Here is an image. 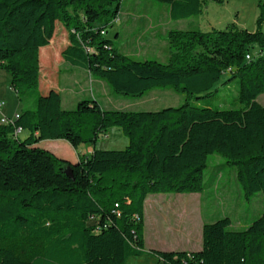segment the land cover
<instances>
[{
  "label": "trees",
  "instance_id": "1",
  "mask_svg": "<svg viewBox=\"0 0 264 264\" xmlns=\"http://www.w3.org/2000/svg\"><path fill=\"white\" fill-rule=\"evenodd\" d=\"M123 1L0 0V70L22 104L35 96L13 125L0 124V264H127L145 254L157 264H264V213L242 231L229 217L205 224L199 252L146 253L143 240L145 198L203 193L213 154L234 168L246 197L264 195V106L256 101L264 94V0L257 3L255 32L235 24L168 32L167 63L136 61L106 38ZM155 1L170 7L173 21L197 18L206 2ZM57 23L67 31L63 60L114 93L143 97L171 89L188 102L126 112L92 99L67 110L59 92L41 95L40 49L50 45ZM224 74L239 79L241 108L189 102L212 95ZM17 128L29 136L15 137ZM113 128L128 146L98 149ZM48 140L94 151L72 164L36 146Z\"/></svg>",
  "mask_w": 264,
  "mask_h": 264
},
{
  "label": "rangeland",
  "instance_id": "2",
  "mask_svg": "<svg viewBox=\"0 0 264 264\" xmlns=\"http://www.w3.org/2000/svg\"><path fill=\"white\" fill-rule=\"evenodd\" d=\"M150 1H152L154 4H150L149 2H142L134 5L135 3L127 2L123 5V7H136L140 9L169 8L167 4H161L155 0ZM219 1H221V3ZM203 13L205 14L203 15ZM257 13V0H215V2L211 1L207 5V9L202 11V15L200 14L197 18L194 19V21L196 20V24L202 26L203 24L205 25L212 20H214L213 22L216 23L217 20L226 21L230 17H233L234 20H239V22H241V24H243L248 29L255 31ZM161 17H163V15ZM182 23L183 22H180L178 25H183ZM128 25V29H130V23H128ZM115 31L116 27L108 28L106 38L114 41L115 46L123 54L135 59L136 61L141 62L145 60H154L162 63L168 62L170 56V48L168 42L166 47L162 45L161 47L155 49H146L144 47H141V45L140 47H132L131 43L125 46L124 41L121 42L116 39ZM66 39V29L61 23H57L54 41L46 47V49H48V52L51 53V58L48 60V62H46V64H40L42 70L40 75L39 92L43 96L47 95L49 93L47 85H49L48 83L50 81V84L53 86V88L62 91L65 99L67 98L68 94L74 95L76 97L75 106L72 107V105H68L66 101L64 105L66 109H75L78 102L82 100L94 99V92H96L97 86L99 85L97 81L100 80H98L96 77H92L85 70L72 67L62 58H60L59 61H56L57 48L60 47L59 50H61V46L65 44ZM59 41L63 42V44L61 43V46H58L57 44L59 43ZM68 68H71V71H68ZM79 75H84L86 77V83L82 82V84L80 85L79 82H72V77L80 78ZM102 83L104 87H107L106 89H111L105 82L102 81ZM83 88L85 89L84 91ZM77 90L79 92H77ZM111 93V101L114 103L113 108L118 111L126 112H159L163 109L183 106L186 102H188V98L185 95L177 94L171 89H155L143 97L119 95L114 93L113 91ZM11 95H14L15 98L18 97L16 92L11 88L10 75L5 71L0 70V100H3L6 104L4 108L5 113H7V109H11L14 106L12 102L13 96ZM34 99L35 96H28L27 101H25L23 104V107L28 108V106H33L32 102ZM256 101L264 106V94H261ZM189 102L195 106H199L202 108H212L219 110L241 108L242 105L239 102V79L232 78L230 74H224L221 78V81L215 87L212 95L199 100L190 98ZM113 130H116L117 134H113V132H111ZM106 134L110 138V141L107 140V137H101L98 141L99 147L101 145L100 148H102V150H123L128 146V139L120 129H110ZM204 183L208 187L207 189L211 190V192L213 193V197L215 198L214 206L211 207L209 205L211 204V202L207 204V206H209V209L211 210V218H213L211 219L212 221L209 222H213L227 216L231 218L233 222L232 228L238 231H242L245 230L250 224H252L264 213L263 193H256L254 195H251L250 197H246L242 187L236 181L234 168L227 166L226 159L217 154L209 156L208 166L204 170ZM220 196H222L223 198L224 196H226L227 199L231 200V204L228 205V203H226L225 201L223 203V201L221 200L219 202V206H216L218 204L216 203V201H218L217 199ZM228 208H235V213H232L231 215L229 213L224 214V210ZM204 212H206V210ZM127 264L151 263L146 259L131 258V260L128 261Z\"/></svg>",
  "mask_w": 264,
  "mask_h": 264
},
{
  "label": "crops",
  "instance_id": "3",
  "mask_svg": "<svg viewBox=\"0 0 264 264\" xmlns=\"http://www.w3.org/2000/svg\"><path fill=\"white\" fill-rule=\"evenodd\" d=\"M211 1L215 2V0H206L203 10L207 9V5ZM127 2L135 3L134 5L142 2H149L150 4H154L150 0L123 1L119 12V18L113 23L111 28L116 27L115 37L121 42L124 41L125 46L131 43L132 47H140L141 45V47H144L146 49H155L161 47L162 45L166 47V35L168 32L172 30H188L196 27H198L203 32H210L215 29L225 30L230 24H235L239 29H244L249 32H255L245 27L243 24H241V22H239V20H234L233 17H230L226 21L217 20L216 23H214V20H212L211 22H208L205 25L203 24L202 26H199L198 24H196V20L194 21L195 18L189 20L173 21L170 16V7L168 9H140L136 7H123V5ZM204 14L205 13H203V15ZM162 15L163 17H161ZM180 22H183V25L179 26L178 24ZM128 23H130L132 31L131 28L128 29ZM54 37L51 40V43L54 41ZM61 43L63 44V42L59 41V43H57L58 46H61ZM67 45L68 40L66 39L65 44L61 46V50H59L60 47L57 48L56 61H59L60 58H62L61 53L67 47ZM40 55V64H46V62H48V60L51 58V53L48 52V49H46V47L40 49L39 56ZM68 69V71H71V68ZM41 70L42 67L40 65V75ZM79 77L80 78L72 77V82H79L80 85L82 84V82L86 83V77L84 75H79ZM97 82L99 85L97 86L96 92H94V100H96L100 104V106L105 110H115V108H113L114 103L111 101V89H106L107 87H104L101 80ZM50 83L51 82L49 81L47 89L49 91L55 90L62 95L63 108H65V101L68 105H72V107L75 106L76 97L74 95L68 94L67 98L65 99L62 94V91L53 88ZM84 90L85 89L83 88V91ZM77 92L79 91L77 90ZM11 96H13L12 102L14 106L11 109H7L6 114L9 117H12L16 114H21L23 109V104L18 100V97L15 98L14 95ZM67 110L73 109L67 108ZM111 132H113V134H117L116 130H113ZM28 136L29 133L27 131H23L19 135V138L23 140L26 139ZM102 137H107V140L110 141V138L107 136V134ZM36 146L45 149L58 156L59 158L66 160L72 164L78 163L79 160L83 157H90V155L94 151V147L91 145H81L77 149H74L69 143L62 140L42 141ZM96 147L102 150V148H100L101 145L99 147V143H97ZM222 196L218 197V201H216V203L218 204L216 206H219V202L221 200L223 201V203L225 201L226 203H228V205H230L231 200L227 199L226 196H224V198ZM214 199L215 198L213 197V193L210 189H206L203 193L199 194H149L145 198L143 206V240L144 249L146 253H149L150 251L175 253H192L201 251L203 245V227L205 224L215 222H209L212 221L211 219L213 218H211V210L209 209V206H207L209 202H211V204H209L211 207L214 206ZM205 210L206 212H204ZM223 213H229L231 215L232 213H235V208H228L224 210ZM136 259H146L151 264H157V260L151 255L149 256L147 254H145L141 258ZM130 260L131 259H129V261Z\"/></svg>",
  "mask_w": 264,
  "mask_h": 264
},
{
  "label": "built area",
  "instance_id": "4",
  "mask_svg": "<svg viewBox=\"0 0 264 264\" xmlns=\"http://www.w3.org/2000/svg\"><path fill=\"white\" fill-rule=\"evenodd\" d=\"M247 58L250 59V56H247ZM5 105H6L5 102L3 100H0V124L13 125L15 121L20 117V115L16 114L12 117L7 116V114L4 111ZM21 133H22V129L17 128L16 131L14 132V136L17 137Z\"/></svg>",
  "mask_w": 264,
  "mask_h": 264
},
{
  "label": "water",
  "instance_id": "5",
  "mask_svg": "<svg viewBox=\"0 0 264 264\" xmlns=\"http://www.w3.org/2000/svg\"><path fill=\"white\" fill-rule=\"evenodd\" d=\"M65 174L70 177L73 178V172H72V168L71 167H67Z\"/></svg>",
  "mask_w": 264,
  "mask_h": 264
}]
</instances>
